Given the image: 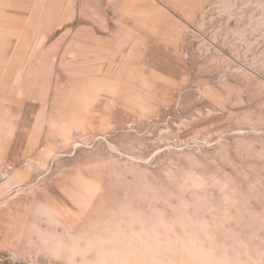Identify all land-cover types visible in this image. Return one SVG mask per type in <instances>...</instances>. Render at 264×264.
<instances>
[{
  "label": "rangeland",
  "instance_id": "374dc122",
  "mask_svg": "<svg viewBox=\"0 0 264 264\" xmlns=\"http://www.w3.org/2000/svg\"><path fill=\"white\" fill-rule=\"evenodd\" d=\"M0 264H264V0H0Z\"/></svg>",
  "mask_w": 264,
  "mask_h": 264
}]
</instances>
